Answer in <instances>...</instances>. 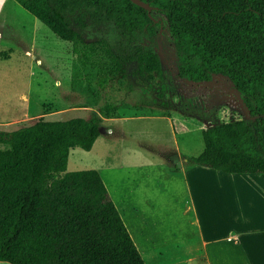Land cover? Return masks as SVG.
<instances>
[{
    "label": "trees",
    "instance_id": "16d2710c",
    "mask_svg": "<svg viewBox=\"0 0 264 264\" xmlns=\"http://www.w3.org/2000/svg\"><path fill=\"white\" fill-rule=\"evenodd\" d=\"M73 44L101 87L129 64L163 79L162 57L144 41L164 25L175 41L178 76L203 83L227 76L249 116L207 126L195 165L264 174V0H17ZM40 119L0 129V261L11 264H146L97 169L65 172L70 150H91L104 117Z\"/></svg>",
    "mask_w": 264,
    "mask_h": 264
},
{
    "label": "rangeland",
    "instance_id": "374dc122",
    "mask_svg": "<svg viewBox=\"0 0 264 264\" xmlns=\"http://www.w3.org/2000/svg\"><path fill=\"white\" fill-rule=\"evenodd\" d=\"M144 41L159 51L163 79L149 81L138 74L136 64H129L124 76L101 87L95 74L74 54L71 42L58 37L17 0H0V129L14 130L40 119L90 118L100 115L106 102L118 104V114L129 118L103 123V133L91 150L72 148L65 172L101 168L112 193L123 187L131 189L135 181L141 184L135 189L150 186L165 199L164 210L157 214L168 211L166 215L173 221L177 203L170 195L173 193L166 191L172 190L178 179L167 177L161 167L130 166L131 151L137 150L156 163L173 158V128L167 119L158 117L161 113L171 114L181 147L198 155L204 147L203 128L247 117L249 110L227 76L218 74L203 83L180 78L175 41L164 25L156 26L153 37L147 33ZM0 147L7 146L0 143ZM253 176L237 179L235 191L238 206L247 216L245 223L263 228L264 175ZM257 236L252 235L263 238ZM251 251L264 264L261 239L252 243ZM243 260L246 258L238 261Z\"/></svg>",
    "mask_w": 264,
    "mask_h": 264
},
{
    "label": "crops",
    "instance_id": "0c3cea01",
    "mask_svg": "<svg viewBox=\"0 0 264 264\" xmlns=\"http://www.w3.org/2000/svg\"><path fill=\"white\" fill-rule=\"evenodd\" d=\"M169 114L161 113L158 117L167 119L173 128L176 141L173 158L156 163L134 150L131 151L130 166L137 169L161 167L167 177L178 179L179 183L166 191L172 192L170 195L176 199L175 220L170 221L166 215L168 211L162 216L157 214L164 210L161 205L165 199L150 186L135 189L137 183L141 185L135 181L134 185L131 183V189L130 186L123 187L114 193L109 190L146 264H262L251 248L254 241L261 239L264 242V227L245 223L247 216L238 206L235 190L237 179L264 174H231L193 164L191 157L197 155H193L190 148L181 147L180 136ZM127 118L129 115L118 114L104 117L103 123ZM98 171L102 173L101 168ZM261 234L263 238H256ZM244 257L246 260L238 261Z\"/></svg>",
    "mask_w": 264,
    "mask_h": 264
},
{
    "label": "water",
    "instance_id": "95a60500",
    "mask_svg": "<svg viewBox=\"0 0 264 264\" xmlns=\"http://www.w3.org/2000/svg\"><path fill=\"white\" fill-rule=\"evenodd\" d=\"M132 1H133L134 3H136V4L140 5V6H142L143 8H145V9L148 11L150 17H151L155 22H158V21H159V19H157L156 17H154L153 12L155 11V8H154L149 2H147V1H145V0H132ZM0 262H1V261H0Z\"/></svg>",
    "mask_w": 264,
    "mask_h": 264
}]
</instances>
